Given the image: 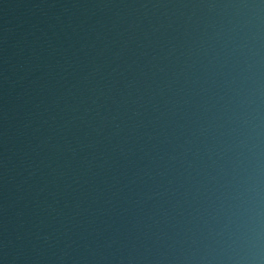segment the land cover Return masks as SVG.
<instances>
[{
  "label": "water",
  "instance_id": "obj_1",
  "mask_svg": "<svg viewBox=\"0 0 264 264\" xmlns=\"http://www.w3.org/2000/svg\"><path fill=\"white\" fill-rule=\"evenodd\" d=\"M0 264H264V0H0Z\"/></svg>",
  "mask_w": 264,
  "mask_h": 264
}]
</instances>
